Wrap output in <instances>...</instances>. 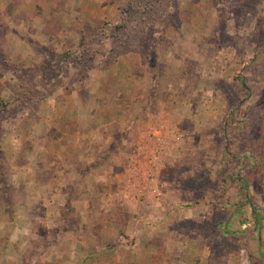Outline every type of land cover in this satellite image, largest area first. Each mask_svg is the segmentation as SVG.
Here are the masks:
<instances>
[{"label":"rangeland","instance_id":"rangeland-1","mask_svg":"<svg viewBox=\"0 0 264 264\" xmlns=\"http://www.w3.org/2000/svg\"><path fill=\"white\" fill-rule=\"evenodd\" d=\"M40 1L25 0L22 8L17 0H0V208L6 209L0 217V240L7 234L2 221L10 224L13 202H31L34 176L45 183L52 174L29 163L27 185L22 180V195L15 196L19 182L10 174L28 157L47 156L41 154L44 149H34V142L93 140L90 128L71 127L70 132L69 127L65 133V127L84 122L79 112L83 103L112 110V99L101 97L110 92L111 84L101 80L100 89L92 90L100 92L97 102L87 98L89 89L82 81L118 72L133 77L137 60L144 90L160 94L164 109L156 110L153 124L148 119L131 138L136 150L126 160L136 161L123 165V172L119 161L112 166V177L122 174V181H115L121 190L110 187V193L118 196L102 205L103 185L96 186L95 179L88 186L77 184L78 193L95 187L85 197L91 212L81 217L78 203L63 214L72 234H97V216L100 220L107 209L108 215L128 225V235L120 228L125 239L116 242L123 246L130 247L137 214L149 230L158 223L156 252L172 259L166 264H264V0H109L102 7H90L95 20L73 21L74 31L51 36V46L42 36L33 39L32 19L42 10ZM51 1L50 6L68 14L63 0ZM71 92L77 94L74 99ZM119 92L125 111L114 124L117 127L131 118L127 110L135 93L128 85ZM73 107L78 111L72 119ZM170 108L178 114L170 115ZM105 112L100 113L101 126L112 121V112ZM154 124L159 134L152 141L149 132ZM155 150L157 166L151 164ZM74 166L81 171L80 164ZM93 169L95 178L100 170ZM52 170L59 176L58 169ZM123 187L126 195L121 193ZM76 191H70L73 204L80 199L73 196ZM142 203L147 209L138 212ZM57 204L69 210L62 198L50 209L51 220ZM79 223L89 228H76ZM39 233L38 260L53 264L50 260L60 248L56 230L45 234L39 229Z\"/></svg>","mask_w":264,"mask_h":264},{"label":"crops","instance_id":"crops-1","mask_svg":"<svg viewBox=\"0 0 264 264\" xmlns=\"http://www.w3.org/2000/svg\"><path fill=\"white\" fill-rule=\"evenodd\" d=\"M48 1L52 2L51 0L40 1L43 4L41 6L42 10H39L33 17L32 26L34 29L33 39L42 36V38L46 40V44L50 45L51 43L49 38L54 37L55 34H57L60 38L61 36L68 35L67 33L69 30L74 31L77 25L73 21L82 20L89 22L90 20H93L94 10H92L90 7L96 8L95 5L102 7L106 1L109 0H63V5L69 6L68 14L63 12V14L66 16L59 12L55 6H50L51 3H48ZM17 2L18 5H22L23 8L25 0H17ZM56 3H58L57 0ZM19 8L21 9V7ZM89 13L91 16H88ZM52 23L55 24L52 25ZM51 25L52 29L50 28ZM23 27L24 26L21 28ZM79 34L80 32H78V35ZM133 67L135 71L133 77H121L119 75L120 72H118L116 74H110V76L106 75L105 77L101 78L94 77V79L93 77H90L82 81L83 88L85 90L89 89L87 98L89 100L94 99L97 102L100 99V92L93 94L92 90L100 89L101 80L108 81L111 84L110 92L107 94L104 93L105 95H102L101 97L104 100L105 97L112 99V110H110L112 112V121L109 123L112 124V126L108 127L109 124H106V126L100 125V113L102 111L105 112L104 105H101L100 108L98 103L84 104L83 100H81L83 104L81 105L79 112L81 113L80 117L84 120V122H81L79 125L75 126L66 124L65 128H68V130H66L65 133L69 132V127L70 132H72L71 127H74L73 130L75 131H78L79 128H90V131L93 135V140L88 143L83 141L78 143V141L71 140L63 143L52 139L45 143V145H41V141H36L33 145L34 149H39V151L40 149H44L45 152L42 151L41 154L46 153L47 156L39 154V156L37 155L35 158L28 157L24 163H19L12 175L10 174L11 177L14 174L16 176V180L19 182L18 186H16L17 188L15 189L14 194L15 196H20L22 195L20 184L22 180H25L24 183H27L26 180H28L29 177L26 179L24 178L32 172L30 169L31 167L28 166L29 163H33L38 168L43 166L44 169L49 170V172H52V174L54 173V170L52 169L59 170V176L56 177L52 174L48 175L49 179L45 183H40V180L36 181L37 179L34 176L35 183L33 184L34 188L32 189L33 193L31 194V202L14 201L13 203H15V209L12 208L13 211L8 210L12 213L10 216V224L3 223L4 221H2V229L7 231L6 236L1 237L0 240V245L2 246L0 250V260L2 262H6V264H40V260L38 259H41L39 249L42 235L39 233V229H44L45 234H48L49 230L51 229L56 230V244L59 245L60 248H58V252H56L50 260V262L53 264H57L58 262H61L62 264H102V262L105 260H108L110 264H166L168 261H172V259L170 260L167 258L166 253L161 254L159 251L156 252L158 247V241L156 240L159 239L158 229H160L158 223L154 224L155 227L151 226L152 228L149 230V226L147 227V224H144L142 220L139 219L138 214V218L136 220L134 219V222H136L133 226L134 231H132L129 236L130 247L123 246L121 243H116L119 240L123 241V239H125L119 232L120 228L125 230L124 235H128V225H123L121 222H119L121 219L118 217L108 215L109 211L104 209V206L102 208L104 209L103 214L106 215H102L100 213V220L97 216L96 227H98L99 230L97 234H92L91 237H82L79 234L74 236L72 234L71 227L68 225L66 216L67 214L63 216L66 211L72 212V208L78 203L80 205L78 209H80L81 217H83V214H88L91 212L92 207L89 208V203L91 202L86 198L91 194V192H93L95 186L88 188V190L86 189L87 191L83 189L80 191V193H78L76 188L77 184L80 182H84L83 185L88 186V184L91 183V180L95 179L96 186H98V184L104 186L105 193L103 194V201L101 200L102 205L110 201L111 198L118 196V194H111L110 191L119 190L121 188L119 183L122 181V174L120 176L113 175L112 177V166L118 164L119 161V169L121 172H123V165L128 166L129 163L136 161L137 158L131 159L129 163L126 160L127 158H132L135 154L134 151L136 150L131 138H134L135 133L138 131L140 126L147 122L148 119L149 121H152L150 123L153 124V117L157 115L156 110L164 109V101L160 94L159 96H157V94L154 95L152 90H148L149 88L144 90L142 84L144 79L138 72L140 71V66L138 65L137 60ZM118 70L120 69L118 68ZM121 78H123V80ZM91 84H93L92 87ZM122 85H128L131 90H134L135 93L133 94L134 97L130 99L127 110L129 114L131 113L130 115L128 114V117L131 118L126 120L127 123L123 122L121 123V126L117 127L114 124L120 122L125 111V108H122L121 103H119V100H121L119 98L121 95L119 91ZM150 91L152 94H150ZM76 96L77 94L75 92H71L70 99H74ZM77 111L78 108H72L70 112L72 119L74 118L75 112ZM110 111L105 113H110ZM50 112L52 113V110H50ZM169 114L173 115L178 113H176V111L173 113L170 108ZM125 118L126 116L123 119ZM154 125H150L151 130L149 132V138H151L152 141H154L155 138L157 139L158 137H156V134H159L156 125ZM145 138L146 136H144V139ZM128 139H130L129 143L127 141ZM110 149V154L107 153L108 156H102V153ZM72 154H75L76 156H72ZM123 154H125L127 157L125 156L124 158ZM158 156L159 154L156 150L151 154V164L154 166L159 164L158 160L160 159ZM75 164H80L82 166L81 171H76L74 166ZM160 165L162 166V164ZM93 167L96 169L99 168L100 170V173H98V176H95V178L93 177L95 171ZM117 180L119 181L118 184L115 182ZM117 186H119V189H117ZM110 187H112V189ZM71 189L76 191V194L74 192L73 196H79L80 198L78 200L76 199L74 204L73 201L69 200ZM122 192L124 195H126L124 187L121 193ZM44 194L45 196H43ZM96 195L99 197V194ZM62 198L65 204L69 205V210H64V208H62L64 205L60 206L61 204H57V211H54L55 218L53 220L49 219L52 214L50 209H52L57 202H61ZM144 206L145 205L142 203L138 212H145L144 209H147V206ZM114 207L116 208L117 205ZM118 207L119 211H123L122 206ZM100 211H102L101 207ZM5 212V208H0L1 218L4 216ZM38 212H40V215ZM111 213H113V210H111L110 214ZM24 227L27 228V231L21 229ZM86 227L89 228L88 226ZM76 228L87 229L83 223L76 225ZM26 234L27 237L25 236ZM166 245V252L170 254L169 243L167 242ZM74 251L77 252L76 258H74L72 255ZM28 252H32V257L27 256L29 255ZM163 255L164 257H161Z\"/></svg>","mask_w":264,"mask_h":264},{"label":"trees","instance_id":"trees-1","mask_svg":"<svg viewBox=\"0 0 264 264\" xmlns=\"http://www.w3.org/2000/svg\"><path fill=\"white\" fill-rule=\"evenodd\" d=\"M4 105H7V104H4ZM251 208H252V214H253V216H254V218L256 217V215H255V210H254V208H253V206L251 205ZM257 223V222H256Z\"/></svg>","mask_w":264,"mask_h":264}]
</instances>
